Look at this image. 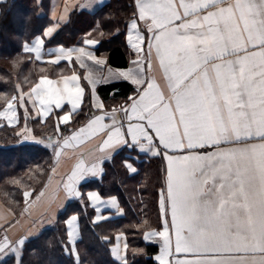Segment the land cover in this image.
I'll return each mask as SVG.
<instances>
[{"label": "snow or ice", "instance_id": "6c2138e0", "mask_svg": "<svg viewBox=\"0 0 264 264\" xmlns=\"http://www.w3.org/2000/svg\"><path fill=\"white\" fill-rule=\"evenodd\" d=\"M91 6L92 0L80 5ZM135 6L128 42L138 58L132 61L134 67L109 72L131 80L136 94L128 97L126 106L94 115L62 143L47 146L54 147L58 159L73 142L105 133L100 152L137 145L141 151L162 156L166 161L159 196L162 228L145 233V239L160 238L155 257L159 264H264V0H135ZM55 30L56 26L47 28L44 36ZM43 45L44 40L36 37L31 46L24 45V51L34 53L39 61ZM73 52L79 67L87 69L83 79L92 86L93 106L102 110L95 94L99 81L83 58L97 66L104 60L84 48L59 47L50 63L71 62ZM153 55L167 93L152 74ZM80 80L75 71L60 80L41 76L30 93L7 100L0 117L15 123L17 103L23 106L25 96L39 104L44 116L52 105L61 108L65 102L75 112L85 94ZM16 87L20 90L19 84ZM106 117L110 123H105ZM70 119L71 112L60 117L64 124ZM105 158L110 157L90 165L81 158L63 182L66 194L79 196L78 181L100 171ZM88 196L100 202L97 193ZM106 203L117 207L115 197ZM77 219L72 216L66 223L70 251L78 261ZM103 219L97 216L94 223ZM27 239L10 241L5 235L0 254L19 258ZM123 247L126 252L127 243ZM111 253L128 264L119 244Z\"/></svg>", "mask_w": 264, "mask_h": 264}, {"label": "trees", "instance_id": "16d2710c", "mask_svg": "<svg viewBox=\"0 0 264 264\" xmlns=\"http://www.w3.org/2000/svg\"><path fill=\"white\" fill-rule=\"evenodd\" d=\"M38 9L35 0L0 2V111L7 100L13 95L19 97V91L28 89L39 76H56L68 70L65 63L40 62L23 51V44L41 34L49 23L46 15L38 14ZM133 15V0H110L93 14L75 11L44 45H77L89 29L97 26L102 34L95 48L96 53H105L109 64L123 66L126 64L123 50L125 29ZM56 69L61 71L57 72ZM18 84L20 90L16 87ZM111 89L117 90L114 95H121L128 93L130 86L126 82H118L104 85L99 90L107 94ZM16 108L20 121L18 103ZM83 117L81 110L71 123L60 126V130H68ZM51 122L52 119L40 125L45 127L51 124L49 126L54 129L53 132L31 131L32 135L41 140L53 136L55 125ZM31 123L35 121L28 122ZM19 125H8L0 118V201L15 215L21 212L24 193L32 196L43 186L53 159L48 147L18 135ZM123 152L119 150L111 161L105 163L100 180L82 184L83 193L85 189L93 187L101 195H116L124 209L123 217L92 222L93 209L82 194L79 199L70 200L51 224L25 241L19 258L14 253H8L0 258V264H121L113 260L109 251L117 231H124L127 236L128 264H158L154 255L160 245L145 242L143 235L160 227L157 199L163 187L164 165L161 158H151L138 164L137 174L128 176L122 164ZM71 213L79 218L81 237L76 242L78 261L70 251L66 235L65 219Z\"/></svg>", "mask_w": 264, "mask_h": 264}, {"label": "crops", "instance_id": "0c3cea01", "mask_svg": "<svg viewBox=\"0 0 264 264\" xmlns=\"http://www.w3.org/2000/svg\"><path fill=\"white\" fill-rule=\"evenodd\" d=\"M2 1L4 0H0V2ZM35 1L39 6L38 14L46 15L47 18L49 19V23L42 30L41 34L36 35L30 42H27L29 46L33 44L36 37H41L44 40V42L51 39L54 36V34L61 28V26L65 25L69 21L71 13L75 11H83L88 14H93L99 8H101L104 4L109 2L110 0H92V6L87 9L80 7L81 4L85 3V0H35ZM133 8H134V13H136L137 9L135 6V0H133ZM61 16H64L65 18L63 21L60 20ZM132 18H130L127 21L126 29H125V42L123 44V50L126 55V64L123 66H116V65L109 64L107 62V57L105 53H96L95 48L98 46L99 39L101 36V31L97 26L89 29L87 33L83 36L80 43L77 45L64 46L61 44H56V45H52L48 47L43 45L42 57H41V60H39L40 62L50 63V61L55 58V50L59 47H63L65 49L84 48L87 52L93 53L97 59H102L105 61L104 65L97 66V65H94L92 61H88L86 57L83 58V60L92 67L93 75L99 81L95 85V94H96V97H98L99 101L102 102L104 105V108L102 110L97 109L93 106L92 86L89 85L88 82L83 79L84 74L87 71V69H81L79 67V62L76 61L77 53L73 52V58L71 62L67 60H61L59 62V63H65L67 65L68 70L66 72H63L62 74H59L55 77H50L47 75L45 76H47L49 79H52V80H60L62 76L71 75L72 72L75 71L81 77L80 83H81V86L85 88V94H84L83 101L80 104V107L75 112H72L71 104L65 102L61 108H56L55 105H52L51 111L48 113L47 116H44L40 112L39 104L37 103L34 105L29 99V97L25 96L24 106H20V104H18L20 108L19 110L20 117H21L20 121L18 120L17 108L15 109L16 115H17V121L15 123L9 124V122L2 117L3 118L2 120L5 121L8 125H15V124H21V123L25 124L23 119L27 117L25 116L24 111L25 109H27V111H29L28 112L29 117L32 119V121L37 122V124H45L47 121L49 120L51 121L52 119L51 123L55 125L54 135L48 136L44 140L34 137L31 131H28L29 130L28 128H26L25 135L23 133H19V135L21 136L23 135L22 137L28 136L29 138L27 140L29 141H37L38 143L48 147L51 150L53 159H52V163H51L49 172L47 174V177H46V180L43 186L35 193L34 196L29 195L28 197L30 198L25 199L23 208L18 215H15L12 209L7 207L3 202L0 201V229L4 230L5 234H7L8 236H12V235L17 236V235H20L21 232H23L24 236H25V233L27 234L25 237H28V238L34 237L35 235L34 236L30 235L32 231L38 230V233H39L41 229L48 226L54 221V219L59 214V212L64 210V208L66 207L67 203L70 200L79 199L82 196V194L87 200L89 206L93 209L92 222L96 220L97 216H103V217H106V219L97 221L95 223L109 221L111 219L123 217L124 209L116 195H112V194L101 195L99 191L93 187L85 189L84 193L82 192L83 183H86L90 180H100L101 179L105 171V163L111 161L119 150L124 151L122 153L123 154L122 164L128 176H133L139 172L138 164L140 162H147L149 159L155 158V157L161 158L162 163L164 165V170H165L166 161L162 158V156H153L151 155V153L141 151L137 145H132V146L117 145L114 148H108L104 152H100L98 146L106 138L105 133H99L94 136H91L90 138H86L83 140L82 143L73 142V145L71 147H67L62 150L61 155L59 156L58 159L55 156L54 147L47 146L50 142L54 145L57 144V142L62 143L64 138L70 137L72 133L75 132L77 129L87 125L88 121L92 119L94 115H100L103 112L111 111L113 108L119 109L121 106H126L127 103H129L128 97L136 94L137 86L132 84L131 80H125L123 78H116L109 72V69H111L112 72L114 73L116 72V70H126L129 67H134V65L132 64V61L138 58V54L130 46L128 42L129 22L132 20ZM138 24L141 27L143 26L142 21H138ZM53 26H56V30L53 32L52 36L45 37L44 36L45 30ZM88 39L95 40L96 43L86 44L85 40H88ZM25 44L26 43L23 44V51H24ZM49 50H53V51L50 52ZM30 54L33 56V58H35L34 53H30ZM140 55L142 56L143 53H141ZM152 67H153L152 74L156 77L158 83H160L161 88L165 91V93H167L166 82L163 79V76L159 70L158 63L156 62L154 55H153ZM41 76H44V75H41ZM41 76H39L35 80V82L23 93H30V89L35 85V83L39 81V78ZM118 82H126L130 86L128 93L121 94V95L119 94L114 95L117 93L116 92L117 90L111 89L108 91L107 94L105 93L103 94L99 90L100 87L104 85H111L113 83H118ZM81 110L84 112V117L77 120L76 123H74L75 125L73 127H69L68 130L66 131H63V130L61 131L60 126L71 123L73 121V118L76 116V114H78ZM68 112H71V119L69 120L67 124H64L60 120V117L64 116L65 113H68ZM105 123H110L107 117L105 118ZM57 125H59V131H57ZM49 138H51V141L49 140ZM129 141H130V138H129ZM100 157H110V158H105L101 160L99 164V168L101 170L97 171L96 174L93 175L91 173H88L84 175L82 179L78 181V183L76 184V188L78 192L80 193L79 196L69 197L66 194V191L63 187V182L67 179V176L71 173L76 163L81 158H83L86 164L90 165L91 163L95 162ZM128 165H130L131 168H129ZM53 169H55L54 172H53ZM164 179H165V171H164ZM163 187H164V181H163ZM41 193L43 194L41 195ZM88 193H97L99 195L100 202L94 203L92 200L89 199ZM159 196H160V191H159V195L157 199V210H158V216L160 218V227L158 230L162 228V218H161V213H160V208H159ZM112 197L116 198L117 207H113L106 203ZM32 200L34 201L33 203H32ZM33 206L35 207L37 211L33 215H30L29 213L31 209H33L32 208ZM97 209H99V212L97 211ZM72 216H76L78 218L77 214L71 213L65 219V227H66V235H67L68 243H69V240H68L69 226L66 222ZM32 223L35 225L34 229L30 228V226H32ZM75 225L79 233L78 239H77L78 241L81 237L79 218L75 222ZM150 231L151 230L146 231V232H150ZM145 233L143 235V240L145 242H153V243H158L160 245L159 237L145 239ZM118 236L120 237L119 241L117 240ZM12 240H15V239H12ZM125 243H127V236L125 232L117 231L114 235L113 242L110 245L109 251H110V255L113 258V260H115L118 263H121V262L112 255L111 249L117 244H119L121 254L126 255V258L128 260V248L125 252L124 247H123ZM69 246L71 249L72 245L70 243H69ZM75 249H76V244H75ZM159 251L154 255V259L156 255L159 253ZM73 255L77 256L76 254H73ZM155 261L157 260L155 259ZM157 263L159 264L158 261Z\"/></svg>", "mask_w": 264, "mask_h": 264}, {"label": "rangeland", "instance_id": "374dc122", "mask_svg": "<svg viewBox=\"0 0 264 264\" xmlns=\"http://www.w3.org/2000/svg\"><path fill=\"white\" fill-rule=\"evenodd\" d=\"M102 34V33H101ZM41 69H43V70H48V69H46V68H44V67H41ZM55 71H57V72H59V71H61V70H55ZM45 76V75H44ZM57 76V75H56ZM50 77H55V76H50ZM27 89H25V90H23V91H19L20 93L21 92H24V91H26ZM20 93H19V95H20ZM19 104V103H18ZM24 106V105H23ZM22 112V111H21ZM28 112L29 111H27V115H26V112L24 111V113H25V116L27 117V118H25V119H23L24 120V123L25 124H20L19 126H18V130H17V132L18 133H23L24 135H25V133H26V128H28L30 131H34L35 133H40V132H48V134H50V132H53L54 131V129H50V126L49 125H51V124H46L45 125V127H43L42 125H40V124H37L36 122L35 123H31V124H28V122L30 121V122H33L32 121V119L29 117V115H28ZM19 115H20V113H19ZM31 115V114H30ZM1 119H3L2 117H0ZM23 120H22V122H23ZM5 122V121H4ZM49 122V121H48ZM23 130V131H22ZM23 136V135H22ZM35 194H33L32 196H34ZM28 198H30V197H27V199ZM25 199H26V197H25ZM24 202H25V200H24ZM34 201L32 200V203H33ZM24 205V204H23ZM23 208V207H22ZM22 208H21V210H22ZM33 209H31V211H30V215H33L37 210L35 209V207L33 206L32 207ZM34 227H35V225L32 223V226H30V228H32V229H34ZM19 233V232H18ZM29 233V232H28ZM36 233H38V230H34V231H32L31 233H30V235L31 236H34V235H36ZM5 235H7V234H5V231L4 230H1L0 229V241H2L3 240V237L5 236ZM27 234L25 233V236H26ZM24 236V233L23 232H21V234L20 235H12V236H8L7 235V237H8V239L10 240V241H17V240H19L21 237H25ZM12 239H15V240H12ZM5 254H0V258H2L3 256H4Z\"/></svg>", "mask_w": 264, "mask_h": 264}]
</instances>
